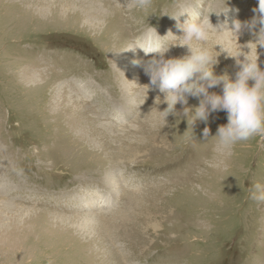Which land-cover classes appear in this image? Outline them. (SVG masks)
<instances>
[{
  "label": "rangeland",
  "instance_id": "rangeland-1",
  "mask_svg": "<svg viewBox=\"0 0 264 264\" xmlns=\"http://www.w3.org/2000/svg\"><path fill=\"white\" fill-rule=\"evenodd\" d=\"M258 3L154 0L147 17L131 0H0V264H264V203L251 199L264 142L218 151L223 110L186 142L179 103L161 128L164 94L143 87L148 56L122 51L155 38L152 27L165 46L181 43L171 16L196 11L217 31L204 45L219 53L214 73L234 82L237 45L219 35ZM249 42L248 31L237 40L254 56Z\"/></svg>",
  "mask_w": 264,
  "mask_h": 264
},
{
  "label": "clouds",
  "instance_id": "clouds-1",
  "mask_svg": "<svg viewBox=\"0 0 264 264\" xmlns=\"http://www.w3.org/2000/svg\"><path fill=\"white\" fill-rule=\"evenodd\" d=\"M132 6L147 15L153 14L154 0H131ZM224 11H227L225 8ZM255 15L250 21H233L229 32V43L237 45V54L231 56L236 59L239 71L232 82L227 75L217 76L214 66L218 64V55L213 48L204 47L212 40L216 29L210 22L209 16L201 18L196 11L187 13L188 19L183 24L179 22L180 15L171 16L177 21V27L183 32L181 43L167 45L157 35L152 27V34H147L144 41L133 44L122 51L140 49L145 56L151 54L150 59L143 63L144 73L150 78V83L144 85L145 92L159 89L164 94L163 102L167 107L159 113L161 128L167 124V118L181 115L176 111V105L183 106L182 115L187 119L188 128L185 131L186 142H196L194 128L197 121L208 123L212 113L227 112V124L218 128L216 148L220 152H231L238 143H246L257 137L264 142V70L258 64L257 45L264 48V0H259L258 7L253 8ZM258 28V31H257ZM244 31L255 37V55L243 53L237 40ZM170 33V32H169ZM220 45V44H216ZM171 46L187 47L189 55L181 58L165 59V54ZM221 46V45H220ZM222 49V46H221ZM120 51V52H122ZM222 51V50H221ZM227 52V51H226ZM119 53V52H117ZM215 53V54H214ZM243 55L244 59L239 57ZM230 56V55H229ZM139 65L140 61L134 60ZM249 81L252 85L249 86ZM223 85V94L210 93L209 89ZM197 98L199 106L188 107V98ZM146 98V95L144 99ZM159 100V97H157ZM160 101V100H159ZM144 102V101H143ZM161 102V101H160ZM210 129L205 127L203 136H209ZM251 199L257 203H264V184L255 183L251 190Z\"/></svg>",
  "mask_w": 264,
  "mask_h": 264
},
{
  "label": "bare ground",
  "instance_id": "bare-ground-1",
  "mask_svg": "<svg viewBox=\"0 0 264 264\" xmlns=\"http://www.w3.org/2000/svg\"><path fill=\"white\" fill-rule=\"evenodd\" d=\"M229 35V32L228 33H225V34H221V35H219L220 37H225V38H227V36ZM220 39H222V38H220ZM216 42V41H215ZM169 55H171V53L170 52H168V53H166L165 54V59L169 56ZM146 57V56H145ZM150 58H152V57H150V56H148L147 58H146V60H148V59H150ZM145 60V61H146ZM67 125H69L70 126V128H75V127H80V128H82L83 129V125H82V123H76V122H73L72 124H71V122H69V123H67ZM68 126V127H69ZM67 127V126H66ZM72 128V129H73ZM98 128V127H97ZM96 127L94 128V130L95 131H97L99 134H100V130H98ZM78 130V129H77ZM83 131V130H82ZM102 133H103V135H104V132H103V129H102V131H101ZM106 136V135H105ZM107 137V136H106ZM103 138V137H102ZM105 138V137H104Z\"/></svg>",
  "mask_w": 264,
  "mask_h": 264
}]
</instances>
